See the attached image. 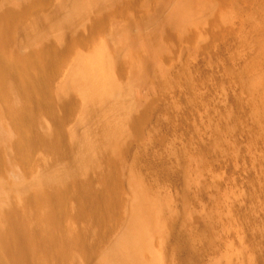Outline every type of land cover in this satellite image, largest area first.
Masks as SVG:
<instances>
[{
	"label": "rangeland",
	"instance_id": "374dc122",
	"mask_svg": "<svg viewBox=\"0 0 264 264\" xmlns=\"http://www.w3.org/2000/svg\"><path fill=\"white\" fill-rule=\"evenodd\" d=\"M84 59L99 75L75 86ZM8 67L40 94L31 133L55 128L62 145L40 141L24 166L4 154L0 180L58 181L79 157L92 175L102 220L67 264H100L140 189L159 209L160 264H264V0H0L2 105Z\"/></svg>",
	"mask_w": 264,
	"mask_h": 264
},
{
	"label": "bare ground",
	"instance_id": "6f19581e",
	"mask_svg": "<svg viewBox=\"0 0 264 264\" xmlns=\"http://www.w3.org/2000/svg\"><path fill=\"white\" fill-rule=\"evenodd\" d=\"M185 12L186 8H183L181 14L184 15ZM81 61L83 65L72 76L75 86L82 85L83 82L88 84V75H99L93 74V69L98 65L97 60ZM6 70L13 80L9 85L12 86L10 94L14 101H5L8 100L9 88L4 79L5 74L0 73V98H5L1 99L3 105L0 104V169L2 167L5 171L10 169L8 162L13 159L3 161L4 154L14 158L17 156L18 160L15 158L13 161L24 166L29 152L32 153L40 141L51 148L62 145V140L56 136L58 133L55 134V128L42 136L35 135L34 130V135L31 133L32 108L36 97L34 95L37 93L30 92L25 80H16L17 74L14 75L16 71L13 67ZM48 98L42 96L39 109L54 115ZM79 159L59 174L58 181L43 177L37 181L40 183L25 184L24 173H20L18 178L6 176L0 180V197L6 191L4 200L0 203V264H67L76 251L85 255L91 251L93 245L88 241L87 235L91 229L98 231L102 213L92 205L91 201L96 195L86 186L92 175L83 166L79 167ZM86 159L85 166L96 160L94 157ZM20 183L21 192L13 199L12 191ZM103 183H108L106 178H103ZM69 195L76 199L73 210L77 220L82 222L80 228L76 227L71 231L63 229L60 222L64 201ZM158 213L159 209L149 195L140 189L124 231L110 248L101 250L100 264H160L159 256L152 253L154 240L162 233ZM93 217L95 221L89 223V219L92 220Z\"/></svg>",
	"mask_w": 264,
	"mask_h": 264
}]
</instances>
